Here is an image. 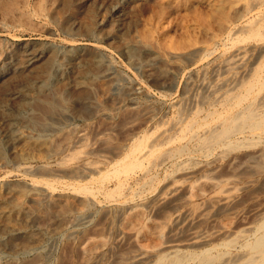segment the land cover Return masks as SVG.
Segmentation results:
<instances>
[{"label":"rangeland","instance_id":"1","mask_svg":"<svg viewBox=\"0 0 264 264\" xmlns=\"http://www.w3.org/2000/svg\"><path fill=\"white\" fill-rule=\"evenodd\" d=\"M153 1L65 0L58 14L40 18L32 9L35 0H17L15 14L10 18L0 17L2 46L26 44L24 47L32 49H52L58 52L57 58L70 49L81 56L76 65L70 60L54 70V80L63 81L70 76L74 79L76 70L87 58L96 56L100 61L98 76L112 83L116 98L114 103L109 99L101 101L102 97L99 102L97 95L86 88L69 86L62 96L64 102L55 106L56 112L47 115L38 110L33 112L40 123L43 121L44 130L25 128L26 140L34 149L31 152H21L19 145L9 144L5 133L14 122L0 117V184L7 189L5 211L13 209L18 189L29 190L35 184L44 189L47 202L59 195L68 197L73 214L68 223H63L56 211L49 217L32 214L23 221L27 225L0 233V264L32 261L40 264H154L161 255L204 249H211L214 264H231L246 253L244 245L252 240L255 226L264 218V133L246 130L243 135L231 137L232 142H239L237 146L214 145L205 151L196 147V139L205 134L208 127L198 125L204 124V120L210 122V113L232 114L238 110L226 97L229 99L241 92L244 85L248 88L251 76L264 64V0L251 1L249 6L256 11L241 20L232 34L219 40L208 39L209 35L196 28L194 13L178 18L181 8H174L175 15L166 22L158 20ZM133 2L142 4L131 8ZM239 8L242 11V5ZM89 9H93L95 18L92 33L88 34L75 20L67 23L60 14L65 10L78 18ZM22 12L28 13L26 19L18 17ZM151 24L158 32L169 25L165 40L178 41L186 35H194L191 38L196 43L189 47L195 48V52L191 57L170 63L149 51L143 53L142 65L132 63L127 58V45L116 48L115 41L123 31L137 37L138 32ZM111 28L117 33L108 35ZM155 28L151 30L157 34ZM13 57L10 55L0 61V89L18 74ZM46 59L40 58L31 65L38 69ZM94 66L92 62L88 68L92 71ZM170 83L172 87L168 88ZM10 86L13 94L25 89L20 82ZM254 91L255 88L249 92V100L256 98L262 89ZM15 101L13 97H6L0 110L15 114L19 110ZM210 125L215 123L211 120ZM163 138L169 142H163ZM18 144L22 146L23 142ZM53 147L58 149L53 151ZM150 147L155 152L145 154ZM176 148L184 149L182 154L171 156L170 152ZM35 152L42 156L37 157ZM74 152H78L77 158H73L76 157ZM69 153L73 154L69 156L71 160L67 158L64 162L70 160L71 163L63 165L61 160ZM128 160L137 161V166L125 168ZM41 169L50 172L42 174L43 177L39 174ZM64 172H76L77 177ZM41 179L45 180V185L51 184L52 189L35 182ZM90 185L92 187H88ZM8 196L12 201H8ZM83 204H87L86 207ZM133 217L135 221L127 230L126 223ZM29 245L32 250L24 254L17 252V247ZM89 246L94 247L93 250L96 246L100 248L93 253L82 252Z\"/></svg>","mask_w":264,"mask_h":264},{"label":"bare ground","instance_id":"2","mask_svg":"<svg viewBox=\"0 0 264 264\" xmlns=\"http://www.w3.org/2000/svg\"><path fill=\"white\" fill-rule=\"evenodd\" d=\"M20 1L22 2V0H20ZM64 1L65 0H35L34 4L32 5V9H33V12H34L35 16H37V17L38 16L40 18L41 17H46V16L47 17H49V16L51 17V14H55L56 15V14L59 13V11H60L59 9L61 8V5H62V3ZM251 1L255 2L256 0H154L152 6L157 9L156 13H154V14H156V16L158 17V20H160V21L162 20L163 22H166L165 21L166 19H170L171 15L174 14V10L173 9L176 8V7L182 9L181 15L179 14L178 18H179V16L184 17V16H187V15H190L191 13H194L193 17H195V18H194V20L193 19L192 20H193V22H194L193 24L196 26V28L197 29L199 28V31L202 30V32L204 34L209 35L208 39H209V37H211V39L219 40V39H222L223 37L226 38V36H229L230 34H232L231 32H233V30L236 27H238V25H239L238 23L241 22V20H244L245 18H248V16H251L252 12L255 10L254 7L249 6ZM15 2L17 3V0H0V17H7V16L9 18L12 17L15 14V12L17 11V7H16V3ZM78 2H80V1H78ZM154 3H155V6H154ZM135 4H137V5H135ZM140 4H142V3H140ZM140 4H139V2L138 3L133 2L130 6H131V8H136ZM239 5L240 6L242 5V7H243L241 9L242 11L239 10L240 9ZM248 6H249V8H248ZM92 10H90V9L88 11L86 10L85 13L82 14V16H79V17H81L80 19H79V17L77 18L75 15H73V13H71V12H69V13L66 12V13H68L66 15L65 10H63V12H60V14L62 16L64 15V20H66L65 22H67V23H69V21H71V20H75V22H77V24H78V27H81L83 32L85 31V33L88 34L90 31H92V27H93V23H94L93 19L95 18ZM170 11H172V13ZM257 11L259 12V8L257 9ZM154 12H155V10H154ZM27 14L28 13H26V12H22V14L20 16H18V17L21 20L22 19H26L27 18ZM29 16H30V14H29ZM176 16H172V17L175 18ZM10 21H11V19H10ZM5 22H6V20H5ZM75 22L73 24H75ZM146 22H148V21H146ZM20 23H24V21L23 22L21 21ZM67 25H69V24H67ZM91 25H92V27H91ZM149 27L155 28L154 25H152V24H151V26H145L140 32H138L139 35L137 37L135 35H134L135 37L134 36L132 37V36H129V34H125L127 31H125V33H123L124 32L123 31L121 33L122 35L120 34L121 37H120L119 33L116 34V35H119V37H120L119 40L115 41L116 48H118L119 45L126 44L127 48H129L128 51H127V58H129V60L132 63L137 62L140 65H142L141 63L144 62V59L142 58L143 57L142 55H143V53L149 52V51L153 52V53L155 52L160 57H163L165 60L170 61V63L173 62V61H180L182 58L189 57L192 53L195 52V48L189 47V46H192L194 43H196L195 39L191 38V36L194 37V35H190V36L186 35L182 39H180V40L178 39V41H174L172 39L165 40L167 38L166 37V35H167L166 33L168 32V29H169V25L168 24L166 26L161 27L159 32L155 28L157 30V32H158L157 34L155 33V31L151 30V28H149ZM126 28H128V27H126ZM178 28H179V26H178ZM187 32H188V30H187ZM90 33H92V32H90ZM115 33H117L116 29L111 28L109 30V32H108V35H114ZM199 33H201V32H199ZM196 34H198V33H196ZM20 45L19 44L18 45L14 44V45H11V46L10 45L2 46L0 44V61L2 59H7V57L10 56V55L14 56L15 58L14 57L13 58L15 59L17 70H18V74L13 76L11 81L8 82V85L5 84L0 89V107H2V105L4 107V103L5 102H3V101L6 100V97H8V98L9 97H13V99H16L17 102L16 101L15 102L18 104V107H19V110L15 111V114H11V112L6 111V110H0V115H1L0 117L3 116L4 118H7L8 120H10L12 123L14 122L12 127H11V129L9 131H7L5 133V135L7 136L6 137L7 141L10 142L9 144L12 143L13 145H15V147H16V144H17V145H19V147H21V152H23V150L24 151H28V152H31V151L34 150V149H32L31 145L27 142L28 136H27V131H25L26 130L25 128H35L36 129V127H41V128H42V126L44 127V123H42L43 121L40 123L39 120L36 119L37 117L36 118L34 117L33 112L38 110V111L43 112L46 115L47 114H51L53 111L56 110L55 106L57 104L60 105V103L64 102L62 100V96H63V94L65 92H67L66 89H68L69 86H72V87L73 86L74 87L75 86H79L81 88H86V90L91 91L93 93V95H95V94L97 95L96 97H97V99L99 98V102L103 101L104 99H109L112 103H114L116 98L113 97V92H112L113 91V87L111 86L112 83L105 82V81L102 80L103 78L102 79L99 78L98 73L101 72V71L99 72V69H98V67L100 66V61H99V59L96 56H94V57L90 56L91 58L89 60L87 58V62L83 63V65L85 64V66L81 65L83 67L80 66V68L78 70H76V75H75L74 79H71V76H70V77H65L63 81L62 80L59 81L58 78H57V80H54L55 77H54L53 71L55 70V72H56V69L58 67H60L62 65L64 66L65 62H68L70 60H71V63H73V65H76L77 62H80L82 58H81V56L79 54H77V52H74L73 50H70V49L68 51L65 50L66 52H64L62 55H60V57L57 58L56 55H57L58 52L57 51H52V49H49L48 51H45L42 48H36V49L34 48V49H32L29 46L24 47V46H26V44L25 45H21V46ZM147 56H148V54H147ZM44 57L45 58L47 57V59L45 60V62L41 66H38L39 67L38 69H36L34 66L32 67L31 63L33 61L39 60L40 58L42 59ZM92 62L96 66H94V69L92 68V71H91L90 68H88V67H89V64H91ZM145 64H147V63H145ZM135 65H137V64H135ZM259 68L260 69L258 71H256V72H254L253 75L251 76V78H250L251 80H250V82L248 84L249 85L248 88L244 85L242 87L241 92L237 93L233 97L230 95L231 97L228 99L229 96H227V97L225 96L227 101L231 102V104L234 103L236 105V107H239L238 110L235 113H232V114L231 113L224 114L223 112H219V113H215L214 112V113H210V114L208 113L209 117H210V122L208 120H204L205 121L204 124L200 123L198 125L199 127L200 126L202 127V125H206L208 127L206 132H205V134L203 132L204 135L200 136V137H197V139H196L197 140L196 147L198 149H201V150L205 151V150L211 149L214 145H219V146H224V147L231 146L232 144L235 145L237 142L236 143L234 141L232 142L231 141V137H234V136H236L238 134L239 135L240 134L243 135L242 133L244 131H246V130L250 131V132H253V131H258L259 132L260 131V132L264 133V93H263L264 92V64L261 65ZM88 70H90V71H88ZM161 71H162V69H161ZM163 72H164V70H163ZM154 74H155V72H154ZM158 75H159V73H158ZM19 82L23 84L25 89L23 91H21V92L17 91L18 93L13 94L14 92L12 93V89H11L12 86H10V85H18ZM115 86H117V85H115ZM165 86H167V85H165ZM168 86H169L168 88H171L172 87L171 83ZM254 88H255V91H254L255 93H256V89H257L258 92H259V90L262 89V92H260L256 96V98H253L252 100H249V98H248L249 92H251ZM99 89L101 90L100 93H98ZM15 90H17V89H15ZM115 90H116V88H115ZM261 94H263V96H259ZM100 98H101V101H100ZM60 108H61V106H60ZM23 109L26 110V111L23 112L24 111ZM124 114L125 113H123V115ZM41 116H43V115H41ZM206 117H207V115H206ZM211 120H212L213 123H215V125H210ZM6 123H8V122H6ZM190 125H192V124H190ZM42 129L44 130V128H42ZM38 130H39V128H38ZM180 132H181V130H180ZM181 135H183V134H181ZM65 136H67V135H65ZM163 137H165V136H163ZM191 139H193V138H191ZM163 140H164L163 142H165V141L169 142L168 139H166V138H163ZM21 142H23L22 146H20V144H18V143H21ZM60 142H62V141L60 140ZM157 142L160 143V140L157 141ZM54 143H58V142L54 141ZM141 143H143V142H141ZM237 144H236V146H237ZM51 145H53V144H51ZM65 145H66V143H65ZM142 145L144 146L145 143L142 144ZM142 145H141V147H142ZM38 147H41V146H38ZM133 147H134V145H133ZM156 147H158V146H156ZM150 148L151 149L147 150L145 152V154H148V153L150 154V153H152L154 151V150L152 151V147H150ZM45 149H43V150H45ZM57 149L58 148H56V149L54 148L53 151H55ZM1 150H2V148L0 147V155L2 154ZM72 150L74 151L75 149H72ZM134 150H135V148H134ZM183 150L184 149H182V148H178V149L176 148V150L174 149V151L170 152V155L171 156H175V155H178L179 153L182 154ZM47 153H48V151H47ZM74 153H76V152H74ZM77 153H76V157H73V158H77L78 157ZM39 154H41V153H39ZM71 154L69 153L68 155H66L65 159L62 157L64 160L62 158H60V160L62 159L61 161H63V162L66 161L67 158H69L71 160L72 157L71 158L69 157V156L73 155V154L72 155ZM127 154H126L125 157L128 156ZM36 155H37V153H36ZM36 155H35V157H36ZM38 155H37V157H38ZM87 155H90V154H87ZM41 156H42V154H41ZM49 156H50V154H49ZM133 156H135V155H133ZM135 158H137V157L135 156ZM149 158H151V156ZM40 159H43V158L41 157ZM70 160H69V162H70ZM58 162L59 161H57L56 163H58ZM67 162H64L62 164L63 165H67L69 163V162L68 163ZM136 162L129 161V163L124 165V166L127 169H132L133 167L137 166L138 162L137 163ZM116 164H118V163H116ZM60 166H62V165H60ZM112 166H114V164ZM116 167H117V165H116ZM139 167H141V166H139ZM86 168H87V166H86ZM80 169L81 168H79V170ZM112 170H111L110 173H113ZM24 172H27V171H24ZM40 172H42V173H39V174H41V175L45 174L46 175V173H49L50 171L46 172L45 170L42 171V169H41ZM129 172L132 173L133 171H129ZM65 174H70V175H72V177L73 176L77 177L76 172H70V173H65ZM99 174H101V173H99ZM122 174H123V172H122ZM30 175H32V174H30ZM104 176H106V175H104ZM100 177H102V176H100ZM91 178H93V177H91ZM35 182L37 184L45 185L44 184L45 180H42V179L41 180H35ZM95 182H94V184H95ZM89 183H90V181H89ZM89 183H84V184L86 185V184H89ZM50 185L51 184L46 183L45 186L49 187ZM91 185L88 186V187H92ZM203 185H205V184H203ZM5 186H4V184H0V233H2V232L5 233L7 231H11L9 229L13 230L15 228L20 227L22 224L23 225H27V224H24L23 221L25 222L26 218L29 217L32 214H35V215H37L39 217H49V215H51L54 211H56L58 216H59V218L61 219V221L63 223H68V221L70 219V216L73 215L72 212H70V207L68 205V202H69L68 201V199H69L68 197L59 195L58 198L55 197L56 199L54 198L53 200L47 202V201H45V199H47L48 197H47V194L44 193V191H43L44 189H42L41 187L38 188L35 184L32 185V187H30L29 190L28 189H26V190L25 189H18L17 193H19V196L16 197L17 202L13 201V202H16L13 205V209H11L9 207V209H11V210L6 212L5 211L6 210L5 209L6 202H4V200H6L5 199V196H6L5 194H6V190L7 189L5 188ZM101 186H102V184H101ZM50 189H52V188L49 187V190ZM99 189H100V185H99ZM81 190H83V189H81ZM85 190L86 189H84V191ZM80 191H75V192L76 193H78V192L80 193ZM88 193H89V191H88ZM91 193H93V192H91ZM85 194H87V192ZM103 194H105V193H103ZM11 196L13 197V195H11ZM91 196H92V194H91ZM9 198L10 197L8 196V201L11 200V199L9 200ZM85 198H87V195H86ZM85 198H83V199H85ZM83 205H84V207H86L87 204H83ZM71 210H73V209H71ZM8 212H11V213H8ZM33 220H34V218H33ZM134 221H135V217L131 218L126 223L127 225L125 224L126 225L125 228H127V230H130L131 226H132V223ZM76 222H77V220H76ZM23 229H24V227H23ZM20 230H22V229H20ZM125 231H126V229H125ZM252 236H253L252 240L250 242L248 241L244 245V249H246V253L243 254L242 257L237 258L231 264H264V218H262L261 222L258 223L255 226ZM23 243L26 244L27 242L25 241ZM230 243H232V242H230ZM7 244H8V242H7ZM9 244H11V242ZM30 246L31 245L24 246L22 248H20V247L18 248L17 247V249H18L17 252H19L20 254H24V253L32 250ZM97 246L95 247L94 250L92 249L94 247H90L89 246L90 248H88L87 250L82 251V252L93 253L97 248L98 249L100 248V246L99 247H97ZM12 250H14V249H12ZM210 251H211V249H204V250L199 251V252H189V253L188 252L187 253H180V252L178 253L177 252V253H174L171 256H169V255H167V256L163 255L162 256L161 255V256H159L157 258V260L155 261L154 264H214V259L215 258H214V255L211 253L212 251L211 252ZM216 254L218 255L219 253H216ZM217 255H215V256H217ZM41 257H43V256H41ZM37 259H39V257H37ZM39 262H40V260H39ZM40 263L32 261V262H28V263H24V264H40ZM6 264H15V262L6 263Z\"/></svg>","mask_w":264,"mask_h":264}]
</instances>
